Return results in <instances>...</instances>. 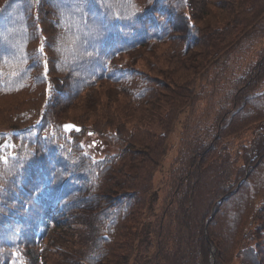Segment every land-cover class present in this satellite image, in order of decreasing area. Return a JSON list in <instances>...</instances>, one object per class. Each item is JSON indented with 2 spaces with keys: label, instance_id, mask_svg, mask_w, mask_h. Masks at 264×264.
I'll return each instance as SVG.
<instances>
[{
  "label": "trees",
  "instance_id": "1",
  "mask_svg": "<svg viewBox=\"0 0 264 264\" xmlns=\"http://www.w3.org/2000/svg\"><path fill=\"white\" fill-rule=\"evenodd\" d=\"M62 2L0 0V264H264V0H147L132 23L87 0L106 35L81 78L52 52Z\"/></svg>",
  "mask_w": 264,
  "mask_h": 264
},
{
  "label": "clouds",
  "instance_id": "2",
  "mask_svg": "<svg viewBox=\"0 0 264 264\" xmlns=\"http://www.w3.org/2000/svg\"><path fill=\"white\" fill-rule=\"evenodd\" d=\"M97 3L109 21L118 20L124 23H132L135 17L148 6L147 0H97ZM12 15L15 17L14 21L19 23V27L13 28L10 36L15 37L18 35L23 39L25 30L27 29L28 33L30 32L25 16L18 17L16 8L12 9ZM50 23L54 26L60 25L56 29L52 52L57 62L66 68L63 75L71 74L77 78L86 77L91 66L90 61L97 56L96 46L106 35L105 28L102 25L89 19L87 0H63L62 3H58L53 9ZM8 32L9 27L0 30V41L7 42L13 47V44L9 42V38H6L5 34ZM124 34L129 35L130 30H125ZM69 36L72 38L71 41H68ZM66 41L71 44V48L67 53L62 51L66 46ZM64 176V172L56 169L54 173L56 180L62 179ZM6 184L0 188V195L4 193Z\"/></svg>",
  "mask_w": 264,
  "mask_h": 264
},
{
  "label": "rangeland",
  "instance_id": "3",
  "mask_svg": "<svg viewBox=\"0 0 264 264\" xmlns=\"http://www.w3.org/2000/svg\"><path fill=\"white\" fill-rule=\"evenodd\" d=\"M12 100H15L19 105L18 106H21L22 105V103H20V100H19V98H18V95H15V96H11L10 97ZM73 121V120H72ZM75 122V121H74ZM76 123V122H75ZM77 125H79L80 127H82V125H80V124H78V123H76ZM182 136H183V133H182V123L181 122H177V124H176V126H175V128H174V130H173V132H172V135H171V137H170V143H172L171 145H170V148H169V150H168V153H169V156H168V159H172L173 158V156L176 154V149H177V146L178 145H180V143H181V140H182ZM92 141H93V139H92ZM174 147V148H173ZM100 146L97 144V141H96V144H93V146H92V149L93 150H95V151H99L100 150ZM179 148V147H178ZM166 157H167V155L165 156V161H164V164L166 163ZM170 161V160H169ZM168 161V162H169ZM220 169H221V167H220V165H219V168H218V170L217 171H215L214 173H220ZM247 172H249V169L247 170ZM213 179H215V176L213 175ZM229 185H234V184H229ZM238 188H235V190H237ZM222 198H224V197H222Z\"/></svg>",
  "mask_w": 264,
  "mask_h": 264
},
{
  "label": "snow or ice",
  "instance_id": "4",
  "mask_svg": "<svg viewBox=\"0 0 264 264\" xmlns=\"http://www.w3.org/2000/svg\"><path fill=\"white\" fill-rule=\"evenodd\" d=\"M65 127V130L66 131H69V132H71V131H80V129H78L75 125H65L64 126Z\"/></svg>",
  "mask_w": 264,
  "mask_h": 264
},
{
  "label": "water",
  "instance_id": "5",
  "mask_svg": "<svg viewBox=\"0 0 264 264\" xmlns=\"http://www.w3.org/2000/svg\"><path fill=\"white\" fill-rule=\"evenodd\" d=\"M75 125L78 129H80V126L76 125L75 123H72V122H67L65 125Z\"/></svg>",
  "mask_w": 264,
  "mask_h": 264
}]
</instances>
